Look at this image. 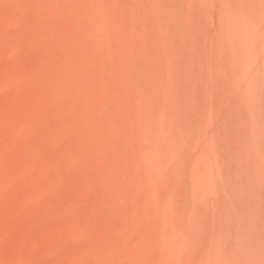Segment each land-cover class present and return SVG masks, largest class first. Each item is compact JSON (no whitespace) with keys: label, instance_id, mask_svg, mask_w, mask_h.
<instances>
[{"label":"rangeland","instance_id":"374dc122","mask_svg":"<svg viewBox=\"0 0 264 264\" xmlns=\"http://www.w3.org/2000/svg\"><path fill=\"white\" fill-rule=\"evenodd\" d=\"M182 1L0 0V264H264L225 142L197 198L192 168L212 152L197 133L164 142L184 133L170 63L199 95L194 123L218 83L204 78L211 22Z\"/></svg>","mask_w":264,"mask_h":264},{"label":"bare ground","instance_id":"6f19581e","mask_svg":"<svg viewBox=\"0 0 264 264\" xmlns=\"http://www.w3.org/2000/svg\"><path fill=\"white\" fill-rule=\"evenodd\" d=\"M182 5H184L185 10L192 7L198 8L211 22L208 35L203 39L204 56L208 63L205 66L204 78L211 82L212 86L217 81L215 88L212 87V89L217 90L211 92L208 99L209 109L202 117H199L198 122L195 121V124L194 108L197 107L195 104L199 95L190 88L191 82L186 84V87L183 86L185 90L176 87L181 80L179 81L174 76L175 67L169 61L168 81L170 86H174L177 81L175 88L173 87L174 90L176 88L177 90L175 93H173L174 91L171 92V94L173 93V100L171 99L173 105L170 113L164 110L163 112L169 114L174 129H178L179 126H177L176 120L181 119L184 133L180 138H175L173 134V137L168 136L165 132L167 130L163 128L161 134L164 133L170 138L164 142L169 144L171 140L170 145L173 146L174 144L173 147L170 145L167 147L175 148L180 146L187 136L190 137L189 134L197 133L204 146L202 143L198 145H202L204 149L209 148L212 152L211 157V154L202 156L199 152L202 158L193 165L194 176L191 178L193 198H197L203 193L205 196L208 194L210 184L214 181V173L217 171V163L219 159H222L218 156L216 158L217 152L214 151L222 148L221 143L225 142L224 145L227 148H224L229 153H234L231 158L235 169L231 177H233L236 187L232 188L231 184L229 186L232 192L238 195H235V200L237 199L238 203L237 208L241 210L243 217L255 224L264 225V0H183ZM177 69L176 66L175 71ZM165 97L169 98L168 95ZM189 109H192L194 113ZM188 111L190 114L193 113L192 117L194 118L188 117L190 116ZM155 115L153 114V116ZM162 118L167 119L168 117ZM162 118H156V122L159 124L158 119L161 121ZM167 121L168 119L163 122ZM188 122H192V124ZM157 129L159 132L160 129ZM146 130L145 127L144 131L146 132ZM159 134L155 133L157 137ZM158 138L159 143H156L160 144L161 137ZM163 138L167 140L165 137ZM156 140L158 141V139L153 140L154 142L150 141L151 145L154 146ZM147 144L150 145L148 142ZM195 200L198 199L193 201ZM167 221L165 223L169 222ZM171 228L172 230L175 229L172 226ZM172 230V240L170 238V241H167L173 243L172 247L176 250V247L179 246L176 243L179 239H176V234L180 233H176L174 230L175 234ZM219 254L215 256L214 264H227L220 258L221 255L219 256ZM180 256L182 255L180 254Z\"/></svg>","mask_w":264,"mask_h":264}]
</instances>
